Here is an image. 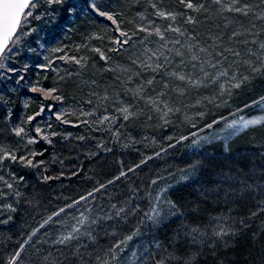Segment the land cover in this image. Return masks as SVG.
I'll list each match as a JSON object with an SVG mask.
<instances>
[{
  "label": "rangeland",
  "instance_id": "1",
  "mask_svg": "<svg viewBox=\"0 0 264 264\" xmlns=\"http://www.w3.org/2000/svg\"><path fill=\"white\" fill-rule=\"evenodd\" d=\"M96 3L115 16V24L104 17L98 20L91 12L78 15L72 23H66L67 18L62 11L58 22L51 25H46L43 19L30 18V23L25 28H35L37 31L21 37L19 54L13 55L6 62L9 67L22 68L25 64L29 65L24 72L25 79L19 84L16 83L19 73H7L11 79L0 82V95L5 99L9 111L17 108V95H23L22 113L16 120L11 118V123L14 129L23 127L27 135L18 136V144L15 142L2 146L14 151L18 160H5L0 164V176L4 178L0 181V221H7L13 214L18 170L25 167L19 157L28 156L33 159L34 164L39 162L37 157L40 152L35 151L34 144L27 142L37 137L35 127L44 129V134L52 141L50 145H54L59 139H79L89 147L107 148L110 154L118 157L122 153L144 157V162L139 166L146 165V168L140 172L136 171V166L132 167L133 172L125 170L123 172H126L127 176L123 177L124 181L119 186L109 189L111 185L107 184L106 188L93 191L92 196H85L86 200L79 199V204L73 203L71 207H66L64 212L59 211V216H47L43 220V227H40L36 234L44 227H49L48 231L38 239L31 253L20 264H30L31 257L41 249L58 245L55 242L71 231L81 213L88 217V223L81 231L90 232L94 237L100 224L123 221L115 216L116 209L120 207H124L129 213L126 218L129 229L136 227L138 222L143 220L139 225L143 238L134 239L123 253L117 249L118 260L113 261L111 255H105V258L110 264H140V260L132 253L135 252L136 256H141L142 253L147 255L144 248L147 246L151 251L152 243H156L154 233L157 227L178 213L176 208L172 207L169 192L197 177L196 160L194 159L192 164H184V157L197 159L206 155H234L238 150L232 149L231 141L238 135L264 124L250 126L238 133L226 127L227 122L240 117H264V102H260L264 95L254 100L257 103L245 102L255 95L252 94L254 73L240 60L244 56L245 61L252 62L250 58L255 55V48L264 50L259 48L260 43H264V0H239L237 6L247 5L248 15L224 11L214 0H193L194 4L202 5L198 11L188 9L180 0H96ZM152 4L157 6L156 9ZM52 7L59 9L61 6ZM157 9L176 14L175 21L158 18L155 15ZM46 10L45 5L41 4L35 13ZM189 17L193 22H188ZM169 24L179 27L183 35L165 31ZM138 26L149 27L153 33L155 28L159 27L166 40L162 41L154 34L149 36L147 33L138 32ZM120 31L128 32L132 39L129 45H125L123 50L117 53L114 50L117 47L114 41L117 38L124 39L120 37ZM233 32L242 35L231 38ZM217 37L221 39L217 40ZM176 39L206 47L209 52H219L225 48L239 52L238 59L225 51L224 56L227 59H222L221 67L228 68L230 74L231 69H236L238 73L248 76V81L239 88H233L230 95L227 92L221 94L219 82H209L207 86L194 88L185 81H180L171 73L201 76L202 73L198 70L192 73L187 63V55L186 62L180 63L181 58L175 55V49H185L174 43ZM166 41L167 47H162ZM97 48L109 57L107 62L100 58L99 53L95 51ZM157 49L163 52L164 56H168L171 63L165 64L164 56H159L158 60L157 57L149 60V50ZM169 49L173 51L169 53ZM146 52L148 55L142 54ZM71 57L82 58L83 66L67 59ZM255 59L261 61L258 57ZM145 62L152 64L153 68L145 67ZM157 62L164 64V67L153 70ZM205 67L209 73L216 71ZM148 81L152 82L149 84ZM32 86L55 88L56 92L46 97L40 92L30 91ZM141 88L142 91L137 95V90ZM150 101H156V104ZM42 106L44 112L36 116V119L41 117V121L35 119L29 122L28 117L35 116ZM124 107L129 110L128 119H124L120 111ZM169 108L172 109L171 112H168ZM57 116L62 119H56ZM104 116L112 117L111 121H104ZM65 120L68 123H64ZM214 121L216 123H213ZM60 124L67 128L77 125L81 128L75 132L69 128L62 130L58 127ZM53 133L55 135H52ZM193 133L196 135H192ZM180 137L188 139L177 143ZM255 138L251 139L252 145L257 140V145H264L261 143L262 139L256 138L255 141ZM196 139H200V144L193 147L192 142ZM39 142L49 144L42 138H39ZM170 144L174 146L169 147ZM32 153L37 155L32 157ZM4 181L13 187L9 189ZM8 205H11V208H8ZM154 206L158 207L161 213L160 222L155 225L145 215L151 214ZM106 214L112 215L113 219H107ZM49 217L52 219L45 224ZM93 220L97 223H91ZM87 239V236H82L79 241L74 240L71 244L80 247ZM114 240L113 243L118 241Z\"/></svg>",
  "mask_w": 264,
  "mask_h": 264
},
{
  "label": "trees",
  "instance_id": "2",
  "mask_svg": "<svg viewBox=\"0 0 264 264\" xmlns=\"http://www.w3.org/2000/svg\"><path fill=\"white\" fill-rule=\"evenodd\" d=\"M263 53L264 50L255 48L251 63L259 67L261 61L255 58ZM240 60L245 61L244 56ZM253 75L252 94L255 95L246 103L264 95V72ZM22 97L17 95V108L9 111L0 95V146L19 142L11 120L22 113ZM36 121H41V117ZM58 127L74 132L81 128L61 124ZM254 137L264 143V124L231 141L232 149L238 150L234 155L184 157V164L196 160L198 174L194 180L169 192L178 213L154 233L156 243H152L151 251L156 252L157 243L161 245L156 259L171 254L175 259L170 264H264V145H257L256 138L255 146L252 145ZM33 146L35 151L43 152L37 157L43 163L18 170L15 210L7 223L0 222V264H9L13 254L26 245L17 264L24 262L38 239L48 231L49 227H44L34 237L32 235L47 216L69 207L101 184L114 181L109 189L119 186L124 181L123 177L116 179L121 171L140 165L144 160L128 152L118 157L107 148L89 147L79 139L64 138L54 145L38 142ZM145 168L146 165H141L136 171ZM221 228L228 229V234L222 237L213 234ZM192 229L205 233L198 243L192 240ZM130 230L126 219L100 224L94 240L87 239L80 247L76 244L46 246L31 257L30 264H98L97 257L105 258L112 240L123 238ZM30 236L33 239L28 243ZM78 248L80 253L86 254L77 255Z\"/></svg>",
  "mask_w": 264,
  "mask_h": 264
},
{
  "label": "snow or ice",
  "instance_id": "3",
  "mask_svg": "<svg viewBox=\"0 0 264 264\" xmlns=\"http://www.w3.org/2000/svg\"><path fill=\"white\" fill-rule=\"evenodd\" d=\"M181 3H184L185 6L188 9L193 10H199L202 5L198 6L193 3V0H180ZM214 3L221 6V9L228 12H235L240 13L243 15H248V6H237L239 4V0H214ZM45 5L46 11H42L40 13H35V10L41 5ZM53 5H59L61 6L59 9L53 8ZM152 7L156 9V5L152 4ZM63 12V14L67 17L66 23H72L76 18H78V15H83L85 12H91L92 14L104 17L109 21H112V23H116L115 16L111 13H109L106 10H103L101 6H98L96 3V0H0V82H3V80L11 79L10 76L7 75V73H12L13 75L19 73V75L16 76V83L19 84L21 81L25 79L24 72L27 71V68L29 67L28 64H25L22 68L20 67H9L7 65V61L13 56L19 54V43L20 38L26 35H29L31 32L37 31L35 28L32 29H26L25 26L30 23V18L34 20H45L46 25L55 24L58 22V16L60 12ZM155 15L163 20H171L175 21L176 14L172 12H166L163 10L157 9L155 12ZM188 22H193L192 18H188ZM138 32H144L150 35H156L160 38V40L165 41L166 38L161 32V29L159 27L155 28V32L149 28V27H143L138 26L137 29ZM165 31H171L174 33H177L178 35H183L181 32V29L179 27H172L171 24H169ZM120 37H124L123 40L117 38L114 43L117 45V47L114 49L117 53L121 52L123 50V47L125 45H129L132 37L129 35L126 31H120L119 32ZM237 35H242V33L233 32L232 37L234 38ZM221 38L217 37V40H220ZM176 45H181L185 51H181L179 48L175 49V55L179 56L180 63L184 64L185 56L187 55V63L190 65V68L192 70V73H196L197 70L199 73H202L201 75H193L191 73L184 74V75H178L176 72H172L171 75L177 76V78L180 81H185L187 84L191 85L194 88H199L203 86H207V83L211 82L213 84L218 83V87L220 88L221 94H224L227 92L229 95L231 94V90L233 88H239L241 84L248 81L249 77L246 75H243L242 73H238L236 69L228 68H222V59L226 60L227 57L224 56V52H230L233 56L239 57L240 53L229 48H225L223 51L219 52H209V49L206 47H198L195 43H184L180 39H176L174 41ZM162 47H167V41L165 42ZM215 47H219V45H215ZM260 49H264V43H260L259 45ZM15 49V51H14ZM59 51V49H57ZM97 53H99L100 58L104 60L105 62L108 61L109 57L104 54L99 48L95 49ZM150 51V55L148 53H142L145 55H148V59L151 60L153 57H157V60L159 59V56H164L163 52H161L159 49L155 51ZM173 50L169 49V53H171ZM203 54V55H202ZM61 59H65V57H61ZM71 61L75 62L76 64L83 66L82 58H76L71 57L67 58ZM258 59L261 60V64L259 67L252 64L249 61H243L242 63L247 66V69L250 70L253 73H260L264 72V55L261 57H258ZM135 63V61H133ZM164 63L168 64L171 63L168 56H164ZM210 67L214 70H216L214 73H209L207 71V68ZM37 67H47V65H37ZM145 67L147 68H153L152 64H149L145 62ZM164 67V64L156 63L155 68L153 70H159ZM231 67V66H230ZM152 81H148L150 84ZM32 92H40L44 94L46 97L51 96L54 92H56L55 88L52 89H44L37 86H32L29 89ZM142 91L141 89L137 90V95L140 94ZM153 104H156V101H150ZM264 102V97H261V101ZM254 103H257L254 101ZM121 113L123 114L124 119H128V108L124 107L120 109ZM172 109H168V112H171ZM44 112L43 106L41 107L40 111L36 113L35 116L28 117V121L31 122L36 119V116L41 115ZM85 115H91V113H85ZM164 115H167V112L164 113ZM56 119H62L61 116H57ZM112 117L104 116V121H111ZM64 123H68V121H63ZM82 123H87V121H82ZM165 123H167V120H165ZM213 123H216L214 121ZM264 123V117L258 118V119H244L243 117H240L239 119H233L231 122L226 123V127L229 129H233L234 133H238L239 131L246 129L250 126H254L257 124ZM207 127H211V125H207ZM15 132L16 136H25L27 133L25 132V129L23 127H18L13 130ZM35 133L37 134V137H34L32 139H29L27 142L29 144H34L39 142V138H42L43 140L47 141L49 144L52 143V141L49 139V136L44 134V129L40 127H35ZM52 135H55L53 133ZM192 135H196L193 133ZM80 139H84L83 137H80ZM170 139V138H169ZM188 139V137H180L176 142L181 143L183 140ZM207 139V138H203ZM193 147L200 144V139L193 140L192 142ZM174 145H169V147H173ZM32 157H35L37 153H32ZM39 155H43V152L39 153ZM159 155V153H157ZM151 157H149L150 159ZM5 160H10L13 162H16L18 160L17 155L14 151L9 150L7 148H4L0 146V164L3 163ZM19 161L26 167H37L39 164L43 163V161H39L36 164L33 163V159L29 158L28 156H21L19 157ZM144 161H142L143 163ZM136 167H139L137 165ZM129 172H133L134 169L130 168L128 170ZM127 173L121 171L120 176L116 177L117 180H119L121 177H126ZM47 179V177H45ZM3 176H0V181H3ZM114 181H109L108 183L111 184ZM6 186L11 189L13 187L12 184L7 183L4 181ZM155 183V181H153ZM106 188V185L101 184L98 188L95 189V191H100L101 189ZM18 195V193H17ZM93 193L89 192L88 196H92ZM87 197H81V200H86ZM75 203L79 204L80 201H76ZM171 204V202H168ZM8 208H11V205L7 206ZM71 207V205H69ZM113 208H116L115 205H112ZM172 207H175L172 205ZM13 211L15 209H12ZM264 210V209H262ZM65 210L62 208L60 209V212H64ZM60 212L55 213V215L59 216ZM132 212H135V208L132 209ZM128 212L124 207H120L116 209L115 216L119 217L121 220H125L128 216ZM255 214V213H254ZM149 221H151L152 224H158L160 222V210L158 207H153L151 214H145ZM107 219H113V216L110 214H106ZM52 217H49L48 220H46L44 223L47 224ZM3 223H7V221H0ZM88 223V217L84 216L83 213H81V216L79 219H77V224L73 225L71 228V231H69L67 234L62 235L55 243L62 244V245H69L72 241H79L82 236H87L89 239L94 240L95 237L91 236L90 232H82L81 228ZM91 223L95 224L97 221L93 220ZM143 223V220L139 221L136 227H133L127 235H125L123 238L119 239L117 242L112 243L109 248L107 249L106 255H111V259L113 261L118 260L119 256L117 255V249L121 253L125 252L128 249L129 243L132 242L134 239H141L143 238V234L140 231L139 225ZM43 227V225H41ZM36 231H39L37 229ZM192 240L193 242L198 243L200 238H202L205 233L201 232L199 229H192ZM216 236H224L228 234V229L221 228L220 231H214L213 233ZM33 236L36 235V232H33ZM29 240H31V236L29 237ZM27 243V242H26ZM156 252L150 251L149 248L146 246L144 248V253H147V255H144L143 253L141 256H136V253L133 252L132 255L137 259L140 260V264H149V261H151V264H170V262L175 259L171 254L161 256L160 259H156L157 253L161 250V245L156 244ZM23 251V246L21 247L20 251H17L13 254L12 258L9 261V264H17V261L20 258L21 252ZM77 255L82 256L86 253H80L79 248L77 249ZM98 264H110L109 260L104 257H97Z\"/></svg>",
  "mask_w": 264,
  "mask_h": 264
}]
</instances>
